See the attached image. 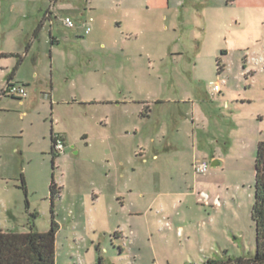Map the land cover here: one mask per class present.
<instances>
[{"label": "rangeland", "instance_id": "rangeland-1", "mask_svg": "<svg viewBox=\"0 0 264 264\" xmlns=\"http://www.w3.org/2000/svg\"><path fill=\"white\" fill-rule=\"evenodd\" d=\"M11 2L13 14H2L17 29L49 4L0 6ZM245 5L262 9L243 13ZM59 10L91 31L44 25L33 46L41 82L27 89L29 101L2 94L9 72L0 70V231H45L53 219L55 264L252 255L264 0H58ZM59 131L65 153L51 151ZM199 160L208 169L195 173Z\"/></svg>", "mask_w": 264, "mask_h": 264}, {"label": "trees", "instance_id": "trees-1", "mask_svg": "<svg viewBox=\"0 0 264 264\" xmlns=\"http://www.w3.org/2000/svg\"><path fill=\"white\" fill-rule=\"evenodd\" d=\"M39 27L40 25L36 30ZM21 181V187L26 192L23 176ZM49 191L51 199L60 191L53 177L49 183ZM251 218L255 230V251L252 255L223 254V257L207 258L198 264H264V140L257 144ZM57 230L58 224L52 219L50 227L45 231H38L32 225L26 232L0 231V264H55Z\"/></svg>", "mask_w": 264, "mask_h": 264}, {"label": "crops", "instance_id": "crops-1", "mask_svg": "<svg viewBox=\"0 0 264 264\" xmlns=\"http://www.w3.org/2000/svg\"><path fill=\"white\" fill-rule=\"evenodd\" d=\"M48 1L49 4L48 5L45 4L44 7L42 8V13H43L42 16L38 17V19L34 20V22H31L27 28H23V29L21 28L17 29L16 26L10 27L12 22H10V20H8L7 22L5 16H3L2 14L3 12H8L10 15L13 14L14 12L13 2H11L6 7L5 10L0 6V70L3 72H9V74L6 76V81L23 85L26 89V92L27 89L29 91V88H31L30 86L31 83H33L34 86H36L39 84V82H41V78H39L38 76L40 73L41 61L39 59V56L36 55V53L33 51L35 40L38 38L41 29L44 27V25L47 22H49L50 26H52L53 22L57 20H59L58 22H61V24H63L62 22L63 16H70L71 18L73 17L67 12L64 13L61 10H59L58 12L55 11V4L58 2V0H53V4L51 5V10H49L51 0ZM206 8L210 9V6L201 8L199 14L200 17L205 18L204 13L209 11L206 10ZM214 8H218V7H214ZM241 9L243 13H247V12L250 13V11L256 12L258 11V9L261 10L262 8L258 6L245 5L241 7ZM235 17L236 19H241L243 17V14L238 16L235 15ZM89 18L91 19L92 17L89 16ZM74 23L75 24L73 27H69L72 28L73 32L79 33L81 35L84 34L87 35L90 33L91 25H89L87 21L82 22L83 27L81 28L77 25V22ZM39 25H40L39 29L36 30ZM18 27H20V24ZM87 27H89L90 30L89 32L86 33L85 29ZM17 30H19V32ZM65 39H69V38L66 37ZM78 40L81 41L82 37H79ZM50 41L52 45L59 44V38L52 34L50 36ZM193 62H194V66H196L197 61H193ZM9 75H11L10 78L8 77ZM50 85L52 89V83ZM33 89L36 90V87H34ZM13 98L19 100L20 104H24L25 102L30 100L29 92H27L26 96L23 98H18V97H13ZM58 134L60 135V137L64 142L65 148L62 153H65L67 146L66 134L64 131L61 132L59 131ZM52 135L53 132L50 133L51 143H52ZM51 151H53L52 145H51Z\"/></svg>", "mask_w": 264, "mask_h": 264}, {"label": "built area", "instance_id": "built-area-1", "mask_svg": "<svg viewBox=\"0 0 264 264\" xmlns=\"http://www.w3.org/2000/svg\"><path fill=\"white\" fill-rule=\"evenodd\" d=\"M53 4V0L50 1V8L49 10H51V5ZM50 13V12H49ZM62 22L65 26L67 27H73L74 26V20L70 17V16H63L62 17ZM90 28L87 27L85 29V32H89ZM219 84L216 83L213 86V91H218L219 90ZM2 94H6L8 96H13V97H18V98H23L26 96L27 92L26 89L23 85L21 84H17V83H13V82H7L6 86L4 88V90H2ZM65 145L64 142L62 140V138L60 137V135L58 133L53 134V142H52V150L55 153H62L64 151ZM193 169L195 171V173H202L205 172L208 169V162L205 160H199V161H195L193 164ZM199 198L204 199L203 201H205L206 203H208V196L206 193L201 192L199 194ZM213 203L214 204H218V198H214L213 199Z\"/></svg>", "mask_w": 264, "mask_h": 264}, {"label": "water", "instance_id": "water-1", "mask_svg": "<svg viewBox=\"0 0 264 264\" xmlns=\"http://www.w3.org/2000/svg\"><path fill=\"white\" fill-rule=\"evenodd\" d=\"M218 162H219L218 160H213L212 165L219 164Z\"/></svg>", "mask_w": 264, "mask_h": 264}]
</instances>
